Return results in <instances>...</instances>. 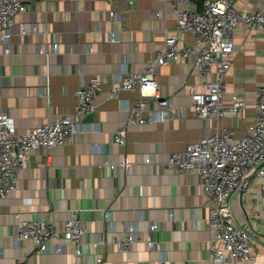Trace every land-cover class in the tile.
<instances>
[{
    "label": "crops",
    "instance_id": "obj_1",
    "mask_svg": "<svg viewBox=\"0 0 264 264\" xmlns=\"http://www.w3.org/2000/svg\"><path fill=\"white\" fill-rule=\"evenodd\" d=\"M171 0H32L17 15L9 45L0 41V111L14 118L15 130L26 133L47 120L75 111L76 90L91 76L102 79L98 111L84 119L73 142L29 152L17 188L0 197V264H234L210 253V202L197 172L166 165L172 152L208 136L217 128L233 130L240 138L253 122L260 84L264 82V30L240 23L235 31V53L225 76L226 101H246L238 114L220 119L196 115L191 90L207 92L194 56L158 67L160 92L171 99L173 116L163 121L133 124L128 106L141 92L109 91L128 72L145 70L173 35L176 15ZM238 9L264 11V0H235ZM200 0L186 8L201 9ZM111 10L117 12L113 17ZM159 12L158 14H156ZM28 24L22 34L21 24ZM185 42L193 35L182 33ZM58 44L52 52L51 44ZM182 43V42H181ZM43 44L45 52L39 51ZM213 71H216L214 67ZM157 104L148 99L145 115ZM130 122L127 143L114 142L113 132ZM152 158V162H148ZM128 160L124 167L119 162ZM50 161V164H46ZM118 163L111 168L109 163ZM257 174L230 199L237 223L254 234L253 247L264 257V194ZM111 210L109 222L106 210ZM77 211L85 226L86 253L77 256L68 238H53L47 250L32 241L18 240L16 213L27 218H49L62 226ZM157 229L151 230L150 224ZM136 227L140 240L129 251L115 244L95 248L101 235L123 236ZM151 237L153 248L147 244Z\"/></svg>",
    "mask_w": 264,
    "mask_h": 264
},
{
    "label": "built area",
    "instance_id": "obj_2",
    "mask_svg": "<svg viewBox=\"0 0 264 264\" xmlns=\"http://www.w3.org/2000/svg\"><path fill=\"white\" fill-rule=\"evenodd\" d=\"M32 0H0V41L9 45L12 28L18 14L27 10ZM116 2L117 0H110ZM132 5L136 0H125ZM167 1V0H164ZM195 0H171L172 12L176 15L173 35H166L162 47L155 58L143 71L128 72L110 91L116 96L121 90H139L141 97L127 110L133 124L163 121L173 116L171 99L160 92L158 67L181 57L194 56L196 67L203 74L214 72L206 81L207 92L191 90L192 107L197 116L220 119L236 115L246 107V101L234 97L226 101L225 76L230 70L235 53L234 36L240 23L250 28L264 30V11L247 12L235 5V0H200L199 10L186 8ZM113 17L115 10L110 11ZM157 12L156 14H158ZM22 34L28 33V24H21ZM193 35L194 42H185L181 35ZM182 42V43H181ZM58 44H51L56 52ZM39 51L45 52L43 44ZM214 67L216 71H213ZM102 91V79L93 75L76 90L77 104L72 114L47 120L41 125L30 128L26 133L15 130L14 118L0 111V197L5 198L17 188L19 174L30 160L29 152L43 147L65 145L73 142L75 135L82 132L84 119L98 111L97 95ZM153 100L157 107L145 115L147 100ZM130 122L119 125L113 132L114 142L127 143ZM152 162V158H148ZM46 164H50L47 161ZM118 163L110 162L111 168ZM128 167L130 162H119ZM166 165L179 171L197 172L202 187L210 202L211 215L208 222L210 232V253L216 260L232 261L234 264H264L259 261L260 253L253 247L254 234L247 227L237 223L230 199L249 182V176L256 172L259 188L264 194V82L260 84L256 100V114L253 122L240 138L233 130L217 128L208 136L190 142L184 151L172 152ZM19 229L17 239L32 241L42 250H47L53 238H68L77 256L86 253L88 244L84 241L86 232L83 220L77 211L67 218L62 226L49 218L37 219L23 217L16 213ZM110 221L111 210L105 212ZM151 230L157 229L156 223L150 224ZM136 227H127L123 236L114 235L108 239L101 235L92 245L95 248L112 242L120 251H129L134 242L140 240ZM150 248L155 246L151 237L147 239ZM96 263L103 264L104 255L98 253ZM74 264H84L77 260Z\"/></svg>",
    "mask_w": 264,
    "mask_h": 264
}]
</instances>
